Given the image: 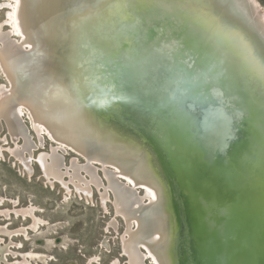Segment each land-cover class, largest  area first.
I'll return each instance as SVG.
<instances>
[{"label":"bare ground","instance_id":"1","mask_svg":"<svg viewBox=\"0 0 264 264\" xmlns=\"http://www.w3.org/2000/svg\"><path fill=\"white\" fill-rule=\"evenodd\" d=\"M114 3L0 0L5 14V26L0 25V73L7 83L0 88V117L7 123L11 141L19 139L18 145L27 141L22 127L23 119L27 120L29 129L51 145V152H34L40 174L61 185L72 183L62 190L64 197L46 204L50 213L67 211L73 199L95 207L93 192H98L96 206L104 212L108 225L89 264L101 263V256L111 251L110 236L116 233L120 256L114 264H121L120 257L126 264H200L188 248L187 204L182 203V192L177 193V176L166 167L153 140L158 143V138L164 147L182 151L179 134L201 116L200 128L205 133L193 138L197 148L192 151L208 161L204 152L208 158L222 153L244 124L251 141L248 157L258 156L259 165H264V86L247 68L240 67L235 48H226L233 46L230 37L235 33L264 45V12L257 0H212V7L191 10L109 6ZM107 38L112 40L105 41ZM205 44L209 47L203 48ZM218 45L224 46V53L218 52ZM184 70L190 89L183 85L180 90L181 79L176 77H185ZM215 112L230 114L219 144L215 141L219 134L208 126L210 114ZM10 143L8 140V149L21 162V147L12 150ZM65 152L69 163L63 164L58 157ZM23 158L28 160L27 155ZM32 168H27L29 173ZM97 169L106 182L101 183ZM33 177L30 183H34ZM9 199L0 196V211L11 210ZM218 199L210 203L204 195L203 201L209 204L199 219L200 227L203 220H210V206L221 213L223 202ZM239 200L242 210L250 207L246 197ZM198 206L190 209L196 217ZM14 209L16 213L0 232L9 236L21 232L26 226L19 231L6 228L17 215L26 219L32 231L20 237L22 246L17 244L14 250L8 248L9 239L0 243V264H53L56 252L72 250L75 240L64 233L66 219L45 217V210L32 199ZM223 227L224 231L218 230L225 236ZM196 229L194 226L191 232ZM261 230L264 234V224ZM55 231L58 235L53 236ZM210 231L202 230L197 251H212ZM28 237L31 246L24 250L23 238ZM76 248L73 252L81 247ZM261 248L253 264H264ZM9 254L23 258L9 260ZM214 259L221 264L219 257Z\"/></svg>","mask_w":264,"mask_h":264},{"label":"water","instance_id":"2","mask_svg":"<svg viewBox=\"0 0 264 264\" xmlns=\"http://www.w3.org/2000/svg\"><path fill=\"white\" fill-rule=\"evenodd\" d=\"M171 25L177 26V24ZM200 29L201 31L204 30L203 28ZM183 33H185V31H183ZM202 34L203 36L209 35V33ZM187 35L192 34L188 32ZM106 40L111 41L112 38H107L105 41ZM188 42L194 45V42ZM199 44L203 46L201 43ZM206 45L207 44H205L203 48H205ZM207 47L209 46L207 45ZM226 48L234 49V46L227 45ZM217 49L220 53H224L225 51L224 46L218 45ZM215 58H218L217 54ZM238 59L240 67L245 69L246 66L242 58L238 57ZM129 62L131 61L129 60ZM134 62L140 63V59H136ZM130 72L131 71L128 72V77ZM184 73L185 77L181 74H178L176 77L177 79H181L179 86L180 90L183 88V85L185 88L189 87L185 70ZM190 98L192 99V97ZM187 106L191 108L189 101H187ZM210 115L208 126L219 134L220 137L217 136L215 139L218 143L220 139H222L221 135L223 133L224 123L230 119V114L215 112ZM156 118L159 119L158 115ZM166 123L164 125H166V127L167 125L169 126V124ZM201 124L202 118L200 116L198 119L191 122L186 131L179 134L180 139H182L179 143V149L182 151H173L174 149L171 150L167 146L164 147V145L160 143L161 140L158 138L154 137L158 143L153 140L155 143L154 148L160 158L164 159L166 167L168 168L170 166L169 169L174 170L177 176V179L174 178L177 193L178 191L179 193L180 191L182 192V197L185 199L182 203L183 205L187 204V229L188 233L190 230L191 234V239L190 235L189 237L187 236V242L189 243L188 248L193 252L191 256L196 254L200 264H209L212 259L213 264H217L214 259L215 257H219L218 263L221 264H253L258 249L260 247L264 249V234L262 230L260 232V228L264 224V165H259L258 156L249 155L250 157H248V149L251 141L247 136L249 132L243 128L247 127V125L244 124H241V130L234 136L235 138H233L230 145H227L226 150L219 154L214 153L215 155L212 158H208L207 153L204 152L208 161H203L200 154L198 156L196 152L192 151L197 148L195 145L197 142L194 141L193 138L205 133V131L200 128ZM253 132L252 130L251 133ZM206 134L210 135L208 132ZM150 138L151 137H148L147 139L149 140ZM256 138L257 137H255V139ZM239 140L241 142H239ZM186 151L187 153H185ZM208 151L210 150L208 149ZM253 152L255 153V151ZM221 154H223V156ZM171 165L173 166L171 167ZM250 183L252 185L254 184V186L252 187ZM202 191L204 193H202ZM204 195L208 197L210 203L212 200L219 198L218 200L223 202V204L221 205V213L218 211L214 212V209L210 206V220H203L201 222L202 227H200L198 223L199 219L203 217L205 205L207 206L209 204L208 200H206V202L203 201ZM245 197L250 202V207L245 205L246 210H242L243 204H241V200L239 199H244ZM255 197H258V199L255 200ZM219 201L218 203H220ZM237 201L239 203H237ZM196 204L197 206L199 204L201 205L197 217L190 211L191 208L197 209ZM223 210H225L224 213ZM194 226H196L197 229L191 232ZM223 226L226 227L227 233L225 236L218 230V227H221L224 231ZM204 229L211 230L210 234L213 237L210 239V241H212L211 252L197 251V246L199 245H197V242Z\"/></svg>","mask_w":264,"mask_h":264},{"label":"rangeland","instance_id":"3","mask_svg":"<svg viewBox=\"0 0 264 264\" xmlns=\"http://www.w3.org/2000/svg\"><path fill=\"white\" fill-rule=\"evenodd\" d=\"M257 2L262 7L264 12V0H257ZM3 8H0V25H4L3 22L5 14L3 13ZM4 84H7L6 80L1 76L0 73V88H2ZM22 125L23 133H25V138L27 137V141H22L21 145H18L17 143L19 142V139H17V141H11L12 136L9 134V132H7V123L3 117H0V135H3L2 138L4 139L3 143L0 142V196L4 197L5 199L7 197L11 198L8 201V204H11V210L0 211V227L6 221L10 220V215H14L16 213L14 209L15 206H18L20 203L21 206L26 205V203H28L29 200L32 199L37 206L45 210L42 214L45 217H48L49 215L50 217L48 218H50L51 220H56L58 218L66 219L68 226L64 230V233L69 235L71 238L74 236L73 239L75 241L71 242V245L73 246L72 250L71 248H69L63 253L56 252L57 259L53 261V264H70L72 262H74L75 264H89L91 258H94L95 253H97V247L101 246L100 240L102 237V232H105V228L108 225V222L106 223V220L104 218V212L99 210L96 206V204L98 205V202H100V196L97 191L93 192L95 207L92 205V203L91 206H88L86 204L84 205L83 201L81 202L80 200L76 201V199H73L69 201L67 211L60 210L58 212H51L53 213L51 214L50 211L46 209V204H50V202L60 200V197L63 196L62 190L68 188L69 186H72V183L69 182L61 185L57 180L50 181L48 179L49 177H45L44 175L40 174L41 170L39 168L37 159H34V152L38 151L39 149L43 153L49 152L51 150V145H49V141H44L43 138L41 140L38 134L29 129L30 123L27 120L23 119ZM20 138L22 137L20 136ZM8 140L9 142H11L10 144L13 145L11 146L12 150L16 149L17 145L18 147H21V162H18L14 154L10 152V146H7ZM26 155L28 156L27 161H25L23 158ZM66 155L67 153H62L61 156L58 157L60 159V162L62 161L63 164L69 163V158ZM24 164H26V167L24 166ZM29 167H33V171H30V173L27 169ZM97 170L101 174V183L106 182L102 171L100 169ZM29 174H31V176H29ZM34 174L35 177H33ZM31 177H33L34 183H30ZM54 183L56 186L55 189L53 187ZM30 192L32 196H30ZM65 193L66 192H64V195ZM63 200L65 201V199ZM63 200H61V202H64ZM107 204L110 211L112 212L113 209L110 201H108ZM70 208H72V210ZM102 212L103 214H100ZM12 222L13 223L7 225L6 228H11L15 229L14 231H19L20 227L26 226L21 232L12 233V235L10 236L6 231L0 232V237H2L0 243L4 244L5 238H7L10 242L8 248L14 250L15 248H17V244H19V246L21 245V243L19 242L20 237L26 235V233L28 234V232H31L32 228L30 227V225H27L28 223L26 222V219L20 220V217L18 215L14 216V220ZM119 229L120 231L122 230V223L120 221ZM52 235H58L57 231H55ZM29 239L31 238H23L24 250L30 249L31 243H29ZM12 240H16L17 243L15 241L13 242ZM109 241L111 251L107 253V255H102L101 263L98 264H114L112 262L118 260V256H120V236H118L117 233L115 235H111ZM75 247L81 248H78V250H76L77 252H73L75 251ZM58 254L60 255L58 256ZM16 256L20 259L23 258L21 255ZM17 257H13L10 254L8 255L9 260L15 259ZM118 263L126 264L125 260L122 257H120Z\"/></svg>","mask_w":264,"mask_h":264},{"label":"snow or ice","instance_id":"4","mask_svg":"<svg viewBox=\"0 0 264 264\" xmlns=\"http://www.w3.org/2000/svg\"><path fill=\"white\" fill-rule=\"evenodd\" d=\"M101 6V5H97ZM110 7L126 9L129 7L137 8H180L183 9H203L213 6L212 0H115ZM231 42L246 66V68L264 86V45L251 42L244 35L235 33L230 37Z\"/></svg>","mask_w":264,"mask_h":264}]
</instances>
